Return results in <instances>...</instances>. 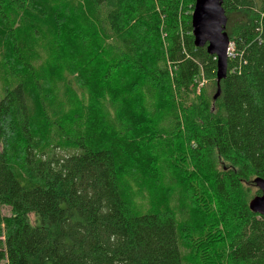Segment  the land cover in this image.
Returning a JSON list of instances; mask_svg holds the SVG:
<instances>
[{"label": "trees", "instance_id": "1", "mask_svg": "<svg viewBox=\"0 0 264 264\" xmlns=\"http://www.w3.org/2000/svg\"><path fill=\"white\" fill-rule=\"evenodd\" d=\"M193 4L0 0V264H264V0L214 100Z\"/></svg>", "mask_w": 264, "mask_h": 264}, {"label": "water", "instance_id": "2", "mask_svg": "<svg viewBox=\"0 0 264 264\" xmlns=\"http://www.w3.org/2000/svg\"><path fill=\"white\" fill-rule=\"evenodd\" d=\"M222 0H194L191 13V32L193 44L205 48L207 54L216 59V91L213 100L220 94V82L226 76L229 40L225 33L226 16L222 9ZM254 184L260 194L253 197L249 210L262 217L264 222V180L255 178Z\"/></svg>", "mask_w": 264, "mask_h": 264}, {"label": "rangeland", "instance_id": "3", "mask_svg": "<svg viewBox=\"0 0 264 264\" xmlns=\"http://www.w3.org/2000/svg\"><path fill=\"white\" fill-rule=\"evenodd\" d=\"M202 84L206 85V88H207V90H208V92H209L210 95L215 94V93H214V92H215V88H214L213 85L210 86V85H209V82L206 83L205 80H201L199 86H201ZM0 87H1V86H0ZM61 154H64V153H62L61 151L58 150L57 155H61ZM2 214H8V210H7L6 208H4V209L2 210ZM31 218H32V217H31Z\"/></svg>", "mask_w": 264, "mask_h": 264}, {"label": "built area", "instance_id": "4", "mask_svg": "<svg viewBox=\"0 0 264 264\" xmlns=\"http://www.w3.org/2000/svg\"><path fill=\"white\" fill-rule=\"evenodd\" d=\"M230 52H231V45H229V48H228V51H227L228 56H229Z\"/></svg>", "mask_w": 264, "mask_h": 264}]
</instances>
